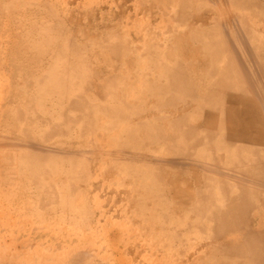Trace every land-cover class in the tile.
Here are the masks:
<instances>
[{
	"label": "rangeland",
	"instance_id": "374dc122",
	"mask_svg": "<svg viewBox=\"0 0 264 264\" xmlns=\"http://www.w3.org/2000/svg\"><path fill=\"white\" fill-rule=\"evenodd\" d=\"M218 2L221 8L206 12ZM239 8L229 0H0V264L242 261L220 247L236 233L226 230L219 239L212 237L211 222L174 195L186 188L189 195L200 186L190 170L185 177L172 174L171 166L180 165V159L166 165L165 159L173 158L169 146L162 152L164 143L151 138L142 143L139 134L129 137L125 130L127 125L137 129L136 122L145 120L151 124L146 127L149 133L166 135L173 118L187 117L181 106H173L176 116L170 106V118L159 117L158 110L150 108L157 99L150 86L160 82L146 78L151 71L160 73L163 64L185 70V64L196 67L194 61L209 63L212 50L201 51L203 43H190L187 37L191 14H215L229 51H238L249 63L246 51L252 49L253 38L264 45V16L259 9L254 14ZM226 11L244 16L249 29L223 21ZM202 31L195 33L202 36ZM219 60L224 63L222 55ZM111 78L115 84L105 104L91 86L104 88ZM130 79L137 80L134 87ZM144 81L149 83L146 88ZM74 94L83 96L86 106L104 104L115 111L104 116L98 109L91 111L89 116L102 125L92 134H81L75 124L67 134L47 137V120L57 119L66 105L60 97ZM126 102L149 111L124 119V112L130 111ZM157 117L164 120V128ZM88 124L90 128L95 123ZM149 139L152 142L145 143ZM160 161L165 164L159 167ZM228 171L225 164L221 174L228 178ZM259 208L261 216L264 203ZM252 219L250 215L249 222ZM198 252L200 258H194Z\"/></svg>",
	"mask_w": 264,
	"mask_h": 264
},
{
	"label": "bare ground",
	"instance_id": "6f19581e",
	"mask_svg": "<svg viewBox=\"0 0 264 264\" xmlns=\"http://www.w3.org/2000/svg\"><path fill=\"white\" fill-rule=\"evenodd\" d=\"M229 2H231L238 8L241 7L247 9L252 13H254L256 9H259V11H261V15L264 16V3H261L259 0H229ZM223 4H225V2ZM217 6H220V3H216L215 9L210 8L206 12L218 9ZM219 8H221V6ZM227 13L228 14L225 15V18L222 17L223 21H228L229 23L236 21L238 22V24L243 23L245 27L249 29V27L247 26L248 21L246 22L245 17L240 13H237L235 11H232V13L231 11L230 13ZM214 15L215 14L210 15L208 13L199 14L197 12L191 14L190 19H188L190 21H188L187 27V37L189 38L190 43L192 41L200 40L203 43L202 47H200L201 51L212 50V56L209 59V63L202 62V65L208 71V74L210 71L209 75L213 77V84L211 86H206L207 84L200 85V81H191L192 79H198L197 77L199 76L196 75L190 77L191 75H186L184 73V69L181 66H175V64H163L162 66L161 64L162 67L159 66L161 68V76H164L167 82L164 83V81L163 83H158L150 86V88L153 87V91H155L156 94L153 91L152 92L155 94L154 96L157 97V99L152 102V105L150 107L151 109L159 110L167 109L170 106L172 108L173 106H181L185 109L184 111L186 112L187 117L191 116L189 110L193 111L195 109H201L204 111L206 110L205 113L203 111L202 114H206V116H208L210 120L208 119L207 121H204L203 124L202 121L200 122L198 120H193L194 122H191L190 119L189 121L186 119L187 117L185 118V116L179 115L171 120L172 124L170 126L173 125V127L166 135V132L161 134L159 132H155V130L153 131L155 133H149L146 127L151 126V124H147L146 122H144L145 120H138L136 122L137 129H135V127H133L132 125L131 127L127 125L125 130L127 134H129V137L135 136L136 133L139 134V137H141L140 139H142V143H144L143 141L145 138L155 139L153 142H155L157 139V141H159L160 143L165 144L169 143L168 140H170V156L173 158H170V160L169 158H166V165H170V162L176 163L175 158L180 159L179 164L181 165V167L180 165L171 166L173 167V170L171 169L172 174L178 177H185L186 175L183 173L190 170L192 172L193 179L196 181L197 185L200 186V188L198 189L191 190V194L189 195H187V188L181 189L179 191H174V195L181 198L184 205L190 203L192 205L190 206L199 216L204 217L211 222V227H213L215 231L212 237L219 239L218 237H220L226 230L230 231L231 233H236L235 237H231L230 240L227 241V243L229 242L228 244L222 243L220 246L224 247L230 255H234L237 258L242 259L241 262H236V264H264V219L263 217H259V219L256 220L258 226L254 227L253 220H255V218L257 217L255 214L252 221L250 220L249 222L250 212L258 207V205L264 203V193L262 194L260 192V186H264V157L262 158L259 153H256V155H252V157L248 159V161H238V158L235 159V156L238 155V150L236 149L235 144L229 143L228 145H226L225 143L226 140L233 142L239 137L252 136V140L255 145L261 144L262 146H264V45L256 43L255 38H253L254 41L252 43V49H249L250 51H246L249 63H246L242 58L240 60L237 59L234 63L232 61V58L234 59V57H232L231 53L233 54L235 52L229 51V49L232 50L231 47L229 46V48L225 44L226 41L224 42L223 38L220 37V31L223 27L220 31H218L217 25L220 22ZM194 22L197 23L196 28L195 26H193L195 24ZM202 29H204V31H202V36H198L195 31H201ZM224 31L226 32L227 29H224ZM221 32L223 33V31ZM252 35L254 36V34L251 33L249 37L250 39H252ZM203 37H205V39H203ZM221 55L224 57L223 64H220L219 60V57ZM187 57L189 58L190 55L188 54ZM203 79L205 81L206 78ZM107 82L110 83L108 85L106 83V86L104 88H102L100 84H97L95 86L93 84V86H91L92 88H96L95 95L98 99H102L101 102L105 104V98L108 97V93L110 97V94L113 91L112 87L115 84L109 79L107 80ZM200 96H202L201 101L199 103H196V99L199 100ZM81 97L76 96L75 94L74 97L69 95L60 97L61 101H66V105L69 110H74V112L77 111V113L79 112L78 119H83V116L85 114H88L94 110V112H96L97 109L103 111L102 114L104 113L105 115H112V112L115 111V108L104 104L103 107L99 105L98 107H93L91 103L90 105L86 106L84 104L85 101H83L85 99ZM211 97H214L213 101L211 100ZM115 99L117 100V98ZM222 100L224 102H227L226 106H224L223 103L219 104ZM259 102L262 103V106L259 104ZM125 104L127 108L130 109V111L124 112V114L122 115L124 119L131 117L132 115L137 116L138 114H143L149 111V109L145 106H130L129 102H126ZM74 112H72V114ZM175 112L177 113L178 110H173V116H176ZM65 114L66 113L63 112L60 114V116L62 115L64 117ZM164 117H166L168 120V117L166 115ZM213 117H218L219 128L217 125H215V122H217V120H211V118L213 119ZM260 117H263V121H261ZM48 122L49 120H47V126ZM52 124L53 129L58 127V124ZM104 127L107 128V126ZM145 129L148 131V133L145 132ZM250 132H252L253 135H251ZM48 136L49 135H47V137ZM151 139L146 140L145 143L150 144V142H152ZM177 140H180V142H177ZM181 142L182 144H180ZM227 147H229L230 149L228 150L231 151H229L230 154H227L229 155V157H227L225 160H222L224 164L221 165V159L219 155H216V153L217 151L221 152L224 148L227 149ZM232 149L234 152L232 151ZM124 151L125 153H127L128 149H125ZM166 157L168 156L166 155ZM181 160L184 161L182 162ZM160 162L161 164L159 163V167L165 164L164 161ZM184 164L187 166H185ZM225 164L231 166L230 170L235 172L232 173L236 174V177H234V179L233 175L228 171L229 174H231V179H234L236 182L229 180L224 176V174H221V171L225 167ZM168 169L170 170V168ZM240 174L245 177L244 181L243 179L237 178L241 176ZM246 180L254 185L252 187L249 185L246 186ZM261 191H263V189ZM53 193L54 192L52 190V193L50 195H52ZM192 195L194 197H192ZM196 200L199 201L195 203ZM213 203H217L218 205L215 207ZM251 214H253V212ZM258 216H260V214ZM250 223L253 227L250 226ZM215 226H217V228H215ZM234 241H236V244L234 246H228L230 242H232L233 244ZM202 253H196L194 258L199 259ZM192 257L193 254L191 253L190 258ZM187 258L188 256H186V259Z\"/></svg>",
	"mask_w": 264,
	"mask_h": 264
},
{
	"label": "crops",
	"instance_id": "0c3cea01",
	"mask_svg": "<svg viewBox=\"0 0 264 264\" xmlns=\"http://www.w3.org/2000/svg\"><path fill=\"white\" fill-rule=\"evenodd\" d=\"M233 52H235V53H231V55H232V57H234V59L232 58V61L235 63L236 62V60L238 59V60H240V58H239V56L240 55H238V51H237V54H236V51H233ZM180 57H182L181 59H185V57L181 54L180 55ZM186 60V59H185ZM192 65H196V67H194L193 69H188V65H186L185 64V72H186V74L187 73H190L191 74V76L190 77H193V76H196V75H192V73H194V72H196L198 75L197 76H199V77H197L198 79H192L191 81H193V80H197V81H200L199 83H200V85H206V86H211L212 84H213V77H211L209 74H210V71H209V74H208V71L204 68V66L202 65V63H198V62H196V61H194V63L192 64ZM152 73L150 74L151 76L150 77H148L147 76V78H146V80L150 83V81H152L153 83L155 82V81H157V82H160V83H163L165 80L163 79V77L162 76H160V73H158L159 71H151ZM140 74H141V76L143 75V74H145V72H140ZM206 74V75H205ZM204 75V76H203ZM207 75H209V76H207ZM136 76H137V74H136ZM201 78V79H200ZM203 78H206L205 79V81H204V79ZM110 81H113L112 80V78L111 79H109ZM190 80V79H189ZM129 81V80H128ZM130 81H134V83H133V87L135 86L134 84H135V82L137 81V80H134V79H130ZM209 81V82H208ZM143 83V86H144V88H146V86H148L147 84H146V81H144V82H142ZM201 97L202 96H200L199 97V100L198 99H196V103L198 102H200L201 101ZM212 98V97H211ZM213 99H214V97L211 99L212 101H213ZM217 100H218V98H217ZM223 101V100H222ZM220 102L219 104H221V103H223L224 104V106H226L227 104V102L225 101H223V102ZM259 104L262 106V103L261 102H259ZM148 106H149V102H148V104H147ZM65 109H61L60 111H58L57 112V115H58V118L57 119H55L54 121H50L49 120V122H48V126H47V132H46V135H49L48 137H51V136H54V135H64V131H65V134H67V133H69L74 127V125L75 124H79V127H80V131H81V134H88V133H91L92 134V132H94V131H92V129H94V130H99V129H101V127H102V125H99L98 123H97V121H96V119H95V117H92V113H91V116H89L90 115V113H88L87 114V116H86V114L83 116V119H78V116H79V112L77 113V111L76 112H74V110H69V108L67 107V105L64 107ZM168 109V111H165V109H159L158 111H157V113H158V115H159V117H161V116H168V117H170L171 116V110H173V109H170V107H168L167 108ZM211 109H213V108H211ZM95 111V110H94ZM94 111H93V113H94ZM196 111V112H195ZM199 111V112H198ZM204 110H201V109H199V110H193V111H191V110H189V113H190V115L191 116H189L190 117V119H194L195 121L196 120H198V121H202V123L204 124V121H207L208 119L210 120V118L208 117V116H206V114H204L205 113V111H204V113L202 114V112H203ZM262 111H263V108H262ZM63 112H65L66 114L64 115V117L61 115L60 116V114L61 113H63ZM70 112L72 113V112H74L72 115L70 114ZM201 112V113H200ZM70 114V115H69ZM215 114V113H214ZM89 116V117H88ZM197 116V117H196ZM159 117H157L156 119H159ZM206 119H205V118ZM69 118V119H68ZM91 118H92V120H91ZM200 118V119H199ZM260 119H261V121H263V117H260ZM64 120V121H63ZM211 120H217V122H215V125H217L218 126V128H219V123H218V117L217 118H214L213 117V119L211 118ZM81 121V122H80ZM84 121H86V122H84ZM93 121V123H95L94 124V126L93 127H90L89 128V124H88V122H92ZM164 120H160L159 119V123H161V126H162V128H164L165 127V125H163L162 124V122H163ZM52 123H56V124H58V127H60V128H58V127H56L55 129H53V124ZM80 123H81V126H80ZM105 125L104 126H106V123H104ZM52 126V127H51ZM65 126V127H64ZM100 126V127H99ZM64 127V128H63ZM65 128H66V130H65ZM89 128V129H88ZM108 128V127H107ZM107 128H105L104 127V129H107ZM51 129V130H50ZM91 129V130H90ZM166 129H167V132L169 133L170 132V126H168V124L166 125ZM48 130H49V132H48ZM52 130H54V131H52ZM53 133H52V132ZM63 131V132H62ZM251 133V135H253V133L252 132H250ZM226 134V133H225ZM227 136H228V133H227ZM168 142H169V144H167V146H170V140H168ZM233 142H235V143H233ZM233 142H231V141H229V140H226V145H228L229 143H231V144H235V146H236V149L238 150V155L237 156H235V159L236 158H238V161L239 160H242L243 162L244 161H248V159H250L251 157H252V155L253 156H255L256 155V153H259L260 154V156L263 158L264 157V146H262L261 144H258V145H255V143H253V140H252V136H247V137H239L237 140H234ZM247 142V143H246ZM250 145V146H249ZM165 143L163 144V146L162 147H164V148H162V152H164L165 151ZM257 148V149H256ZM218 152V151H217ZM218 154H219V157H220V159L221 160H225L227 157H229V155H227V154H230V152H229V150H228V148L227 149H223L221 152H218ZM227 155V156H226ZM227 166H229V165H227ZM231 166H229V167H227V169L229 170V172L232 174V173H235L234 171H231L230 168ZM238 167V166H237ZM224 169V168H223ZM231 174H229V173H227V177H228V179L229 180H232V181H234V182H236L234 179V177H236L235 175L236 174H232L233 175V178L234 179H231L232 177H231ZM241 176L240 177H237L238 179H243V181L245 180L244 178V176L242 175V174H240ZM246 182V181H245ZM249 182V181H248ZM245 185L246 186H253L254 184H252L251 182H249V183H245ZM264 201V200H263ZM259 206L260 205H258V207H256L254 210H252V211H254L255 213H253V214H250V215H252L253 217H254V215L256 214V218H255V220H253V225H254V227H257L258 225H257V221L256 220H258L259 219V217H263V219H264V213L261 215V216H258L259 215V213H258V210L260 209L259 208ZM251 211V212H252ZM263 211H264V209H263ZM252 221V220H251ZM255 223H256V226H255ZM250 226H252L251 225V223H250ZM253 227V226H252Z\"/></svg>",
	"mask_w": 264,
	"mask_h": 264
}]
</instances>
